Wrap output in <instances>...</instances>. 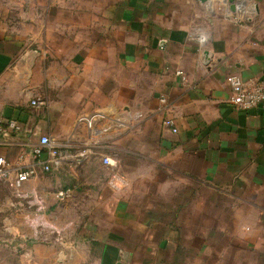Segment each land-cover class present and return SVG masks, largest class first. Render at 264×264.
I'll return each mask as SVG.
<instances>
[{"label":"crops","instance_id":"0c3cea01","mask_svg":"<svg viewBox=\"0 0 264 264\" xmlns=\"http://www.w3.org/2000/svg\"><path fill=\"white\" fill-rule=\"evenodd\" d=\"M230 74L264 80V0H0V155L65 154L0 180V264H264V103Z\"/></svg>","mask_w":264,"mask_h":264},{"label":"built area","instance_id":"2783aa9c","mask_svg":"<svg viewBox=\"0 0 264 264\" xmlns=\"http://www.w3.org/2000/svg\"><path fill=\"white\" fill-rule=\"evenodd\" d=\"M227 80L232 88L229 102L235 107L249 110L264 103V80L246 81L238 74L228 75ZM31 104L35 107H40L45 104V101L36 98L31 101ZM165 125L173 127L174 121L167 119L165 120ZM10 127L13 129L21 128L15 121L10 123ZM173 130L177 132L174 127ZM94 151L92 147H86L77 154V157L86 158L93 154ZM28 153L34 158L33 162L28 165L17 164L19 162H14L6 156L0 155V180H7L15 174L14 183L16 186L21 187L23 183L35 178L39 174L40 168L45 172H50L53 169V165H60L65 160V154L59 150L54 140L46 134L31 140ZM23 157L21 155L20 159ZM103 162L107 166L114 165V161L109 155H104ZM67 194L68 191L61 189L58 191L57 196L64 198ZM82 264L93 263L83 262Z\"/></svg>","mask_w":264,"mask_h":264},{"label":"rangeland","instance_id":"374dc122","mask_svg":"<svg viewBox=\"0 0 264 264\" xmlns=\"http://www.w3.org/2000/svg\"><path fill=\"white\" fill-rule=\"evenodd\" d=\"M61 174H63V177H62V178H64V180L66 181V180L68 179V178L66 177V175H67L66 172H62ZM47 176H48V175H47ZM55 181H56V178H54V181H53L54 184H56ZM69 181H70V183L74 182L73 180H69ZM3 230H4V229H3Z\"/></svg>","mask_w":264,"mask_h":264},{"label":"water","instance_id":"95a60500","mask_svg":"<svg viewBox=\"0 0 264 264\" xmlns=\"http://www.w3.org/2000/svg\"><path fill=\"white\" fill-rule=\"evenodd\" d=\"M203 1H206V0H203ZM231 2H234V0H230ZM232 9H235L236 8V6L235 5H232V7H231ZM119 264H122V263H119Z\"/></svg>","mask_w":264,"mask_h":264}]
</instances>
